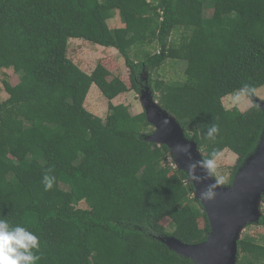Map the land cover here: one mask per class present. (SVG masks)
<instances>
[{"label": "trees", "instance_id": "obj_1", "mask_svg": "<svg viewBox=\"0 0 264 264\" xmlns=\"http://www.w3.org/2000/svg\"><path fill=\"white\" fill-rule=\"evenodd\" d=\"M72 39L122 55L130 86L115 74L116 54L82 69L68 56ZM167 61L186 66L177 80L158 76ZM4 70L19 81L3 73L0 218L39 237L36 264H195L162 240L207 239L195 187L184 170L163 164L170 148L149 141L156 128L145 111L113 100L149 86L203 158L214 150L238 156L223 183L230 185L264 129L254 101L264 86V0H0ZM245 84L240 94L254 103L227 108L224 99ZM93 86L109 101L105 118L86 106ZM212 123L215 140L205 137ZM48 168L56 181L45 191ZM83 200L88 208L79 207ZM255 225L264 226V214ZM238 248L237 264H264V241L249 231Z\"/></svg>", "mask_w": 264, "mask_h": 264}, {"label": "water", "instance_id": "obj_2", "mask_svg": "<svg viewBox=\"0 0 264 264\" xmlns=\"http://www.w3.org/2000/svg\"><path fill=\"white\" fill-rule=\"evenodd\" d=\"M148 75L145 76L146 82ZM254 100L264 112V100L257 96H254ZM140 101L148 121L156 128L147 138L151 142L166 144L175 155L177 166L188 173L190 164L203 159L198 144L186 137L177 118L158 103L149 86L141 90ZM178 145H189L188 152L178 151ZM194 171L197 176L205 175L199 166ZM214 178L217 179L215 175ZM190 181L195 187V196L207 213L211 231L207 239L199 243H187L175 236H166L163 242L195 264H237L238 241L244 228L248 224L258 223L264 214V129L256 151L239 168L233 182L215 186L212 199L202 198L200 192L214 183L213 178Z\"/></svg>", "mask_w": 264, "mask_h": 264}, {"label": "rangeland", "instance_id": "obj_3", "mask_svg": "<svg viewBox=\"0 0 264 264\" xmlns=\"http://www.w3.org/2000/svg\"><path fill=\"white\" fill-rule=\"evenodd\" d=\"M204 14L205 16H211L213 14L212 6L206 4V6L204 7ZM118 24H119L118 17L116 15L114 18L109 20V25L111 26V28L118 26ZM153 51L156 50L153 49ZM112 54L113 55L116 54V57L119 62V63L118 62L114 63L118 65V67L114 70L115 74L120 75L122 79L127 83V85L130 86L129 68L127 67L124 59L122 58V55L115 52L113 53V49L97 46L93 43L85 42L81 39L70 40L69 48H68V56L74 62H76L82 69L87 71L93 70L96 64L103 58L107 59L109 57H113ZM176 63L177 65L174 66L173 61H167L165 65L161 68V70L158 71V76L166 80L168 79L177 80V78H180L186 66L183 63H180V61ZM116 65H114L113 67H116ZM3 73L7 74L8 80L11 81L13 84H16L19 81L18 76H16V73L13 70H6V71L4 70L3 72H0V103L9 97V94L6 92L4 88ZM256 94L259 98L264 100V86L257 89ZM139 95L140 94L135 90H131L129 92L122 93L117 98H115L113 102L115 104L118 103L127 104L129 105L132 114H138L144 110ZM223 102L227 108H232V106L234 105L240 106L241 104V107L243 109L250 107L254 103V101L245 94H239L236 96L232 95L228 99H224ZM108 103H109L108 99L105 98V96L101 94V92L98 89H96L95 86H93L86 100L87 108L93 113L98 114L99 116L105 118L109 112ZM175 158H176L175 155L170 152L169 157L167 158L166 161H163V164L168 163L169 165L175 168L177 167ZM237 158L238 156L230 151H224L221 154V156H219V159L217 161L218 167L215 170V174L222 181V183H225L226 180L228 181L229 176L232 175L233 168L237 163ZM79 207L88 208V204L83 200L79 203ZM262 210L264 212V203H262ZM169 222L170 220L166 218L163 220L162 223L164 225H168ZM200 224L203 225V219H200ZM247 231H249L250 234L256 237L257 240L264 241L263 240L264 226L248 224L244 228L242 235Z\"/></svg>", "mask_w": 264, "mask_h": 264}, {"label": "clouds", "instance_id": "obj_4", "mask_svg": "<svg viewBox=\"0 0 264 264\" xmlns=\"http://www.w3.org/2000/svg\"><path fill=\"white\" fill-rule=\"evenodd\" d=\"M144 74L146 76L147 73ZM248 87L247 84L243 85L237 90V95L245 93ZM164 123H167V121ZM219 133V126L216 123H212L207 127L205 137L209 140H215ZM189 147V145H178L177 150L188 152ZM219 156L220 153L214 150L207 158H203L188 166L187 174H189V181L190 179L193 182H200L208 178L214 179V183L207 185V187L200 192V196L204 199H212L215 195V186H218L222 182L216 176L217 179L214 178L215 170L218 167L217 161ZM197 166L204 172V176L195 175L194 170ZM175 168L180 169L178 166ZM52 171V168H48L43 175L42 183L45 191L52 189L56 181V177L50 174ZM39 248V237L34 232L21 225L13 226L7 219L0 218V264H36L41 258L36 254Z\"/></svg>", "mask_w": 264, "mask_h": 264}]
</instances>
